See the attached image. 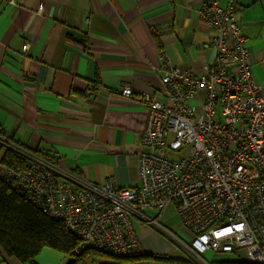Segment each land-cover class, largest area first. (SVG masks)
I'll return each mask as SVG.
<instances>
[{
	"label": "crops",
	"instance_id": "obj_1",
	"mask_svg": "<svg viewBox=\"0 0 264 264\" xmlns=\"http://www.w3.org/2000/svg\"><path fill=\"white\" fill-rule=\"evenodd\" d=\"M205 1L0 0L1 137L45 155L81 181L139 186L148 122L142 94L170 103L162 58L201 75L216 57L210 30L199 18ZM219 1L236 4L255 78L264 83V0ZM126 86L133 96L122 94ZM153 210L145 214L151 217ZM173 211L151 218L178 235L170 225L178 218L181 226ZM134 223L148 258L125 264H196L161 227ZM71 261L50 248L36 257V264ZM0 264L33 263L8 257L0 247Z\"/></svg>",
	"mask_w": 264,
	"mask_h": 264
},
{
	"label": "built area",
	"instance_id": "obj_2",
	"mask_svg": "<svg viewBox=\"0 0 264 264\" xmlns=\"http://www.w3.org/2000/svg\"><path fill=\"white\" fill-rule=\"evenodd\" d=\"M199 18L210 30L216 57L201 75L162 58L170 103L142 94L148 122L139 186L81 181L0 136V145L30 162L24 171L0 165V176L14 179L29 202L66 223L81 240L75 252L94 245L118 256L141 255L134 223L140 220L161 227L197 264H209L208 252L236 262L243 253L248 262L264 264V83L255 78L236 4L206 0ZM122 94L131 97L134 90L126 86ZM171 208L185 238L145 214Z\"/></svg>",
	"mask_w": 264,
	"mask_h": 264
},
{
	"label": "trees",
	"instance_id": "obj_3",
	"mask_svg": "<svg viewBox=\"0 0 264 264\" xmlns=\"http://www.w3.org/2000/svg\"><path fill=\"white\" fill-rule=\"evenodd\" d=\"M29 163L19 153L0 145V165L24 171L28 169ZM80 241L64 221L52 217L47 211L29 202L20 193L14 179L0 176V247L8 257H15L22 263L36 264V257L45 248L68 255L72 260L71 264H125L147 257L142 254L134 257L118 256L94 245L75 252ZM220 264L247 263L222 261Z\"/></svg>",
	"mask_w": 264,
	"mask_h": 264
},
{
	"label": "rangeland",
	"instance_id": "obj_4",
	"mask_svg": "<svg viewBox=\"0 0 264 264\" xmlns=\"http://www.w3.org/2000/svg\"><path fill=\"white\" fill-rule=\"evenodd\" d=\"M148 213V215H150L151 217H154V216H156L158 213H159V211H157V210H153V211H148L147 212ZM164 215V214H163ZM169 216V215H168ZM136 224V223H135ZM170 225L172 226V228H174L175 229V231H176V229L178 228V232H177V234H179L180 236H182V237H186V235H185V233L182 231V229H181V226L179 225V219L178 218H173V221L172 222H170ZM135 226H137V224L135 225ZM179 226V227H178ZM213 256V253L212 252H208L207 253V255L205 256V257H208V258H211Z\"/></svg>",
	"mask_w": 264,
	"mask_h": 264
},
{
	"label": "bare ground",
	"instance_id": "obj_5",
	"mask_svg": "<svg viewBox=\"0 0 264 264\" xmlns=\"http://www.w3.org/2000/svg\"><path fill=\"white\" fill-rule=\"evenodd\" d=\"M196 263V262H195ZM197 264V263H196Z\"/></svg>",
	"mask_w": 264,
	"mask_h": 264
}]
</instances>
